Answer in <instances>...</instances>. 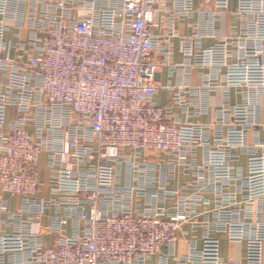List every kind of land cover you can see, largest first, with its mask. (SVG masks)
Instances as JSON below:
<instances>
[{
  "label": "built area",
  "instance_id": "2783aa9c",
  "mask_svg": "<svg viewBox=\"0 0 264 264\" xmlns=\"http://www.w3.org/2000/svg\"><path fill=\"white\" fill-rule=\"evenodd\" d=\"M229 4L0 0V264H264V0H237L240 25L223 35ZM204 37L215 44L197 48ZM162 64L186 76L166 86V106L155 100ZM193 69L209 70L202 91L223 80L241 103L183 121L175 104L207 112L185 102ZM180 166L193 179L172 188ZM184 226L202 244L178 258ZM220 234L245 245L242 259L222 256Z\"/></svg>",
  "mask_w": 264,
  "mask_h": 264
},
{
  "label": "crops",
  "instance_id": "0c3cea01",
  "mask_svg": "<svg viewBox=\"0 0 264 264\" xmlns=\"http://www.w3.org/2000/svg\"><path fill=\"white\" fill-rule=\"evenodd\" d=\"M237 6V0H230L229 8L227 12H224L221 16V20L217 24V28L219 32L223 35H229L234 30L238 29L240 25V19L238 16L233 14ZM196 7H200V4H196ZM206 8L212 9V4L205 5ZM198 14H196L192 19L188 20H180L176 24V29L179 35L187 36L192 35L193 27L192 23L197 21ZM9 36H11L9 34ZM216 42L215 38L212 37H204L197 43V48H208L214 45ZM173 55L172 59L175 63L181 64L184 62V56L181 52V40L177 37L174 39L173 44ZM161 63L163 62V58H160ZM208 69H193L188 76L187 84L194 92V96L187 95L185 98V102L194 101L199 103H204L207 106V112L201 115H196L194 111H196L194 105L189 106V110L192 112L190 115L184 111V102L182 104L174 105V113L177 114L183 121H193V122H202L209 123L211 119V110L219 109L223 106L229 105H237L242 101L241 95L239 93V88L232 87L229 89V94L227 98V90L224 87V81L221 80V86L216 90L202 91V86L206 82L204 75L208 74ZM186 76L184 75L183 69L177 70L174 73L171 72L169 66L162 64L159 68V71L156 76V83L159 86V91L156 94L155 100L161 106H166L171 102V94L169 90L166 88L168 85H179L184 82ZM196 104V103H193ZM236 152L240 155L237 165H239L242 169L243 175H246L247 172V157L240 152V150H236ZM202 153H199V162L202 161ZM41 171L42 177L48 178V171L46 165V156H42L41 158ZM184 168L180 166L178 168L177 176L174 180L170 182V187L177 188L180 187L183 183L187 181H191L193 179L192 172L187 170L188 174L182 172ZM4 197L8 199L9 206L12 210L17 209L20 206V200L17 198H13L7 194H4ZM183 230L188 232L184 234L181 232L179 234V241L176 246V256L178 258H182L186 256L191 250V243L193 240H196L198 248L201 247V239H202V231L192 232L189 226H184ZM46 243L51 244L52 238L50 236L45 237ZM221 240V254L225 259H242L245 252V245L240 243L230 242L225 234H220ZM168 248H164L163 251H167ZM158 261L157 257L153 258L150 261V264H156ZM169 264H179L178 259H170Z\"/></svg>",
  "mask_w": 264,
  "mask_h": 264
}]
</instances>
